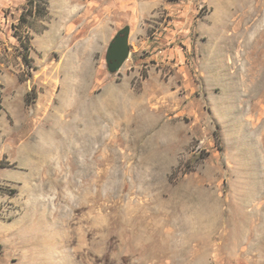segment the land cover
Listing matches in <instances>:
<instances>
[{
	"label": "rangeland",
	"instance_id": "1",
	"mask_svg": "<svg viewBox=\"0 0 264 264\" xmlns=\"http://www.w3.org/2000/svg\"><path fill=\"white\" fill-rule=\"evenodd\" d=\"M33 1L0 0V264H264V0Z\"/></svg>",
	"mask_w": 264,
	"mask_h": 264
},
{
	"label": "water",
	"instance_id": "2",
	"mask_svg": "<svg viewBox=\"0 0 264 264\" xmlns=\"http://www.w3.org/2000/svg\"><path fill=\"white\" fill-rule=\"evenodd\" d=\"M129 33V27L123 28L109 43L106 61L111 71L120 69L130 55Z\"/></svg>",
	"mask_w": 264,
	"mask_h": 264
},
{
	"label": "bare ground",
	"instance_id": "3",
	"mask_svg": "<svg viewBox=\"0 0 264 264\" xmlns=\"http://www.w3.org/2000/svg\"><path fill=\"white\" fill-rule=\"evenodd\" d=\"M55 1H56L57 4H59V1L62 2V0H55ZM55 37H58L57 34L50 33V34H48V35L46 36V41H47V42H53L54 39H55ZM72 85H74V84H72ZM72 85H70V86H72ZM72 88H73V87H72Z\"/></svg>",
	"mask_w": 264,
	"mask_h": 264
},
{
	"label": "crops",
	"instance_id": "4",
	"mask_svg": "<svg viewBox=\"0 0 264 264\" xmlns=\"http://www.w3.org/2000/svg\"><path fill=\"white\" fill-rule=\"evenodd\" d=\"M62 4H63V5L65 4L64 1H63V0H62V2L59 1V4H58V5H59V6H62Z\"/></svg>",
	"mask_w": 264,
	"mask_h": 264
},
{
	"label": "trees",
	"instance_id": "5",
	"mask_svg": "<svg viewBox=\"0 0 264 264\" xmlns=\"http://www.w3.org/2000/svg\"><path fill=\"white\" fill-rule=\"evenodd\" d=\"M32 4L31 5H33L34 4V1L33 0H29Z\"/></svg>",
	"mask_w": 264,
	"mask_h": 264
}]
</instances>
